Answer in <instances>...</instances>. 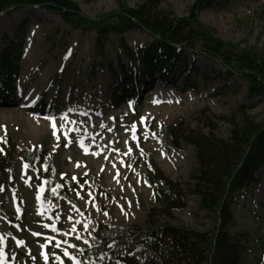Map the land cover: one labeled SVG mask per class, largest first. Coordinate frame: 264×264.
<instances>
[{"label":"rangeland","instance_id":"rangeland-1","mask_svg":"<svg viewBox=\"0 0 264 264\" xmlns=\"http://www.w3.org/2000/svg\"><path fill=\"white\" fill-rule=\"evenodd\" d=\"M72 1L78 4L82 14L90 18L118 8V0ZM120 1L134 7L145 0ZM193 2L159 0L158 8L184 16ZM199 20L213 28L215 35L224 41L239 44L253 52H264V0H214L199 12ZM153 39L148 31L132 28L121 35L109 34L100 51L95 32L71 26L56 9L20 6L0 14V54L4 48L10 49L9 59L13 64L8 75L12 81V98L0 102V144L10 136L19 149L44 153L52 169V178L63 191L55 203L43 198L37 174L43 170V162L25 169L20 158H14L9 162V168L0 172V237H3L0 264H45L42 251L48 253L49 264H59L53 253L61 257L63 264H74L72 259L63 255L65 249L78 264H103L104 254L80 260L79 253L92 245L95 226L105 223L144 229L147 208L155 203L154 191L160 182L149 179L144 154L151 157L166 177L177 180L184 191L185 206L175 211L169 220L194 228L210 227V216L198 208L197 196L189 191V175L195 166L194 148L185 142L178 146L171 144L166 127L174 120L182 119L205 133L211 130L218 137L228 138L229 125L221 117L243 103L256 120L262 119L264 95L249 98L247 84L239 75L228 74L221 62L202 52L187 49L175 61L174 71L167 72L165 62L161 64L162 72L168 73L178 88L149 76L147 87H142L135 100L128 95L115 98L118 89L115 79H124L125 74L132 70L142 73L138 79L145 77L144 66L137 55H134L132 63L127 61L120 47L121 40L135 50ZM3 76L6 73L0 71V77ZM67 82L71 88L80 87V90L65 92ZM82 89L88 90L91 101L100 104L84 116L83 123L88 125L86 121L93 117L101 119L105 113L102 119L109 124L104 128L90 127V132L81 137L84 147L89 149L88 154L80 146L81 140L75 137L76 132L85 126L78 125L70 131L56 124L57 140L52 134L50 121L46 119L57 118L66 105L79 100ZM23 95L28 98L24 107H20L18 103ZM39 100L44 104L41 110L35 109ZM153 100L159 103H153ZM200 110H203L202 117L215 125L213 129L206 125L205 120H198L196 114ZM141 116L147 117V128L139 123ZM113 117L114 120L111 119ZM28 119L46 121L44 127H40L44 132L34 136L27 134L25 121ZM134 121L137 122L138 141L128 139L125 147L120 142L108 144L109 136H116L113 131L121 134L124 126ZM109 127L113 131L105 132ZM126 132L131 134V129ZM145 132L148 133L147 139H144ZM69 139L72 141L70 144ZM152 140L155 143H149ZM99 144L113 152L114 157L132 148L126 160L113 162L114 168L122 169L117 177L119 183L113 178L116 175L105 174L108 164L101 171L96 166L89 170L87 164L80 163L82 156L99 158L92 154L97 152L95 149ZM61 173L66 174L63 179ZM73 176L77 179L73 180ZM259 177L260 181L253 190L236 193L232 205L234 224L229 231L244 246L242 264H264V172ZM15 214H21L18 224L12 222ZM69 217L72 218L70 221ZM52 224L58 231L45 227ZM67 224L74 226L75 232L72 228L66 231ZM18 240L25 243L17 246ZM63 241H68V244ZM57 242H61L59 247ZM44 244H48L46 249L41 248ZM131 255L137 261L151 256L141 245Z\"/></svg>","mask_w":264,"mask_h":264},{"label":"trees","instance_id":"trees-1","mask_svg":"<svg viewBox=\"0 0 264 264\" xmlns=\"http://www.w3.org/2000/svg\"><path fill=\"white\" fill-rule=\"evenodd\" d=\"M213 1L194 0L186 15L176 16L159 9V0H145L134 7L118 0V8L99 16L100 20L81 15L78 4L72 0H0V11L10 6L48 7L46 4L54 3L71 26L96 32L100 51L109 34L121 35L137 28L138 22L155 36L153 42L134 50L121 40L120 47L130 63L134 55L139 57L147 75L153 76L158 71L157 80L178 88L176 81L162 72L159 63L165 62L166 70L172 71L175 61H168V56L178 59L181 52L191 49L221 60L228 74L239 75L247 84L249 98L264 95V52H253L224 41L215 35L213 28L199 20V12ZM9 54L10 50L3 49L0 56V70L8 74L12 67ZM137 74V70H132L124 79H116L115 98L128 93L133 95L138 84L146 85V80L137 79ZM10 86L8 77L0 78V101L11 100ZM41 106L42 101L37 107ZM203 110L196 114L198 120H205ZM221 119L229 125L228 138L218 137L211 130L205 133L182 119L166 127L171 144L178 146L185 142L194 148L195 166L189 175V191L197 196L198 208L210 216V227L194 228L169 220L175 211L185 206L184 191L177 180L166 177L146 154L149 179L160 182V186L154 191L155 203L147 208L145 228L98 223L92 232V245L80 253L82 260L104 254L103 264H242L244 246L229 231L234 224L232 205L236 193L252 189L264 172V112L262 119L256 120L242 103ZM205 121L210 129L215 127L208 119ZM0 150V172H4L14 158H21L29 166L40 161L45 163L40 171L44 196L49 201L59 198L63 191L52 178L44 153L19 149L10 136L1 142ZM14 221L19 218L16 216ZM140 245L151 254L147 260L137 261L131 255Z\"/></svg>","mask_w":264,"mask_h":264},{"label":"bare ground","instance_id":"bare-ground-1","mask_svg":"<svg viewBox=\"0 0 264 264\" xmlns=\"http://www.w3.org/2000/svg\"><path fill=\"white\" fill-rule=\"evenodd\" d=\"M29 70V68H28ZM49 74V73H46ZM70 82H67L65 85V92H69V91H73V92H77L78 90H80V87H70ZM28 96L23 95L20 98V102L18 103L20 105V107H24V104L27 100ZM23 104V105H22ZM99 103L97 102H93L91 101V97L88 93V90L86 89H82V97L77 100L74 103H71L69 105H66L60 112H59V116L57 118H55L56 124L59 125L60 128H63L64 130L66 129H70V128H77L78 125H83L85 126L84 129L82 130H78L75 134L76 139L79 141L81 140V137H85V135L87 133L90 132V127L93 128H99L101 124H104L105 127L108 126V122L105 121V119H102L103 115H105V113L103 115H101V119L98 117H93L91 120L86 121L88 125L84 124V116L87 115V113H89L91 111L92 108L96 107ZM100 105V104H99ZM71 109V111H70ZM102 113V112H101ZM100 115V114H99ZM62 116H66L67 120H63L61 119ZM111 116H115V114H112ZM50 121V123H52V121L50 119H48V122ZM46 121L43 120H31L28 119L27 121H25V128H26V132L29 135H39L40 133L44 132V128H40V127H44L43 124H45ZM61 125H63V127H61ZM104 132V131H103ZM105 132H109L107 130H105ZM113 134H115L116 136H109L108 140H109V145H111L112 143H118L120 142L122 144L123 147L126 146L125 141H128V139H132L131 138V134H128L125 130L120 134L117 131H113ZM92 136V135H90ZM149 143H155L154 140L150 141ZM97 152H99L100 154L98 155L99 158L95 157H81L79 158L80 163L82 164H87V166H89V170H91L93 168V166H96L97 170H101V166H104L105 164H108V166L105 168V174L108 176H114L117 173V170L120 172L122 171L121 168H114L112 166L113 162L118 163L119 161H123L126 160L127 155L125 156V151H123L120 154H116V157L113 156V152H111L109 149H103L102 144L96 145V149ZM105 157H107V159H105ZM114 158V159H113ZM57 215H52L51 217H56ZM62 220V219H60ZM74 220V219H73ZM68 221H70L68 219ZM77 221V220H76ZM72 228V225L67 224L66 225V231H70Z\"/></svg>","mask_w":264,"mask_h":264},{"label":"snow or ice","instance_id":"snow-or-ice-1","mask_svg":"<svg viewBox=\"0 0 264 264\" xmlns=\"http://www.w3.org/2000/svg\"><path fill=\"white\" fill-rule=\"evenodd\" d=\"M152 102H153V103H159V101H156V100H153ZM129 107H131V102H130V104H129ZM70 111H71V109H70ZM133 111H134V110H133ZM46 119H50V120L52 121V123H51V127H52V129H53L52 134H53V136H56L57 140H59V137L57 136V125H56V121H55V119H53V118H51V117H46ZM61 119H63V120H67V117H66V116H62ZM111 119L114 120L115 118L113 117V118H111ZM146 119H147V117L141 116V117L139 118V123H140V124H143V125L147 128V125L145 124V120H146ZM121 126H124V125H121ZM61 127H63V125H61ZM100 127H101V128H104L105 125H104V124H101ZM124 127H125V131H128L129 128H130V129H131V138H132V140H133V141H138L139 138H138L137 135H136V132H137V122L134 121V122H132L129 126H124ZM70 131H73V129H70ZM107 131L111 132V131H113V129H112L111 127H109V128H107ZM152 135L154 136L155 133H153ZM65 137L67 138V133H65ZM147 138H148V133L145 132V133H144V139H147ZM68 143H69V144L72 143L71 139L68 140ZM79 144H80V146L84 149L85 154H88L89 149H88L87 147H84V144H83V141H82V140L79 141ZM125 144H127V141H125ZM58 146H59V145H57V147H58ZM67 146H68V144H65V147H67ZM137 147H139V144H138V143H137ZM0 151H2V150H0ZM116 151L118 152L119 149H116ZM142 151H143V150L141 149V152H142ZM131 152H132V148L129 147V148H128V151H127L126 153H124V154H125V155H128V154H130ZM92 154H93V155H99L100 153H99V152H93ZM105 159H107V157H105ZM76 166H77V167L80 166L79 162H77ZM28 167H29L28 164H25V165H24V168H25V169H27ZM113 167H115V164H113ZM128 167H131V166L128 165ZM45 168H47L46 165H45ZM103 170H104V169H103V166H101V171H103ZM65 175H66L65 173H61V178L63 179ZM84 175L86 176V175H87V172H85ZM119 176H120V173H119V171L117 170L116 176L113 177V178H114V179H117V177H119ZM72 179H73V180H76L77 178H76L75 176H73ZM117 183H119V180H118V179H117ZM85 184H87V181H85ZM82 187H83V185H81V188H82ZM0 190H2V189H0ZM53 191H55V189H54ZM79 195H80L79 192H77V196H79ZM90 195H91V193H89V196H90ZM37 198L39 199V197H37ZM76 210L79 211V209H76ZM18 211H19V209H18ZM104 215H107V213L105 212ZM71 219H72V218L69 217V220H71ZM45 227H49V228H51L52 231H58V229L56 228L55 224H52V225H46ZM85 227H86V225H85ZM72 231L75 232V227H74V226H73V228H72ZM33 234H34V235H40V233H33ZM46 239H49V238H46ZM76 239L79 240L80 237L77 236ZM0 242H3V237H0ZM24 243H25V242H24L23 240H18V241H17V246H21V245H23ZM60 243H61V242H57L56 246L59 247V246H60ZM62 243H64V244H68V241H63ZM47 247H48V244L41 245V248H42V249H46ZM69 247H75V245H69ZM63 255H64L65 257H68L69 259H72L73 262H74V264H78V262L75 261V258L72 257V256L70 255V253H69V251H68L67 249L64 250ZM41 256H42V258L44 259L45 264H49V255H48V253H47L46 251H42V252H41ZM53 256H54L55 260L59 262V264H63V260L61 259V257H60L59 255H56L55 253H53ZM0 259H2V254H0ZM33 259H35V257H33Z\"/></svg>","mask_w":264,"mask_h":264},{"label":"water","instance_id":"water-1","mask_svg":"<svg viewBox=\"0 0 264 264\" xmlns=\"http://www.w3.org/2000/svg\"><path fill=\"white\" fill-rule=\"evenodd\" d=\"M138 25H139L140 27H143V26H142L141 24H139V23H138Z\"/></svg>","mask_w":264,"mask_h":264}]
</instances>
